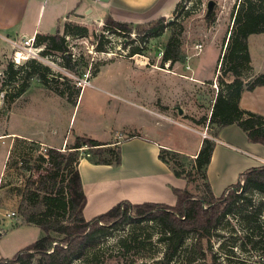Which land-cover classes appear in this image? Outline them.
<instances>
[{
	"label": "rangeland",
	"instance_id": "obj_1",
	"mask_svg": "<svg viewBox=\"0 0 264 264\" xmlns=\"http://www.w3.org/2000/svg\"><path fill=\"white\" fill-rule=\"evenodd\" d=\"M237 3L181 0L165 18L163 30L139 35L133 31L128 38L105 28L103 20L69 21L87 28L83 36L63 35L71 70L58 56H41V50L16 65L10 46L0 38V259L12 258L42 235L39 228L23 225L17 206L26 182L37 181L50 168L48 150L68 152L79 136L120 146L141 134L183 150L187 160L194 158L198 144L212 138L206 125L195 122L209 116L213 97L224 85L217 79L192 82V68L199 64V73L210 78L214 75ZM210 10L215 17L213 24L207 21ZM62 29L63 24L60 34ZM170 38L172 52L183 60L162 64ZM98 42H102L103 52L97 51ZM248 49L255 75L263 73L264 35H252ZM32 60L34 67L27 65ZM9 65L22 75L10 80ZM42 74L46 85L39 79ZM222 79L227 83L231 77ZM84 81L88 85L82 86ZM22 85L27 86L25 93L19 92ZM64 179V174L58 177L52 193L59 201L54 217L69 223ZM188 190L193 195L203 193L197 175ZM242 194L247 200L234 206L219 221L210 241L203 244L206 263L264 264V195L249 189ZM12 212L15 215L7 217ZM257 212V221L247 220ZM159 233L155 224L137 226L128 220L94 236L83 255L71 264H152L164 250L157 240ZM136 235L135 243L127 241L125 248L119 245L121 239ZM193 245L190 236L170 264H187L192 258L202 261Z\"/></svg>",
	"mask_w": 264,
	"mask_h": 264
},
{
	"label": "trees",
	"instance_id": "obj_2",
	"mask_svg": "<svg viewBox=\"0 0 264 264\" xmlns=\"http://www.w3.org/2000/svg\"><path fill=\"white\" fill-rule=\"evenodd\" d=\"M178 5L179 3L175 9ZM207 21L208 24H213L215 21L212 10L208 12ZM165 22L164 17L139 25L118 22L109 16L103 19L105 28L123 34L127 38L133 31L138 35L145 32L153 34L160 32ZM62 30L63 34H60L59 29L51 35L36 34L34 47L41 49V56L60 57L63 66L71 70L72 60L63 35L83 36L87 33V28L65 21ZM259 34L264 35V0H238L233 10L228 38L218 59L220 75L218 74L216 79L224 85V89L216 93L209 116L195 122L198 125H206L211 130L213 139L217 138L223 128L236 125L245 134L249 143H258L264 147V116L239 107V98L244 90L251 91L256 87L264 86V72L255 76L251 73L248 49V38ZM171 47L172 38L164 47L162 64L163 62L172 64L183 60L178 53L172 52ZM96 49L103 52L102 42H98ZM35 64L34 60L27 63L31 67ZM8 72L10 80H15L22 75L20 70H13L12 65L8 66ZM34 73V71L28 73L27 76L30 78L34 76ZM226 76L231 77L227 83L222 79ZM39 79L43 85L48 82L43 74L39 76ZM26 89L27 86L22 85L19 92L25 93ZM214 146V140L204 138L195 158L188 160L179 152L159 149L158 160L175 178L186 182L184 189L171 187V192L176 199L174 206L150 202L132 204L123 200L89 221L84 219L82 213L86 197L77 163L82 157L93 165L118 167L121 163L120 147L115 143H102L92 138L79 136L74 139L68 152L62 154L56 149L48 150L46 156L51 164L50 168L37 181L26 182L17 206V213L23 225L39 228L42 235L12 258L0 259V264H71L73 260L83 255L94 236L104 235L107 229L122 225L128 220L137 226L149 223L160 228L157 240L163 244L164 250L162 257L154 260L152 264L173 262L181 252L185 240L190 236L193 237V246L200 253L202 261L192 258L187 264H208L204 261L203 244L208 243L214 236L219 221L239 202L247 200L242 191L249 189L264 195L263 164L243 171L238 175L235 183L229 185L218 197L214 196L207 178V167ZM188 164L190 169L186 170ZM61 174L65 175L64 186L69 195V223L58 222L54 217L59 201L52 193L59 183L57 180ZM196 175L203 184L201 195H193L188 190V185L192 183ZM248 203L250 205V201ZM248 203L245 205L246 208L249 206ZM259 214L257 212L252 217H247V220L257 221ZM137 238V235L126 237L119 241V245L125 248L127 241L135 243ZM209 264L215 263L212 260Z\"/></svg>",
	"mask_w": 264,
	"mask_h": 264
},
{
	"label": "crops",
	"instance_id": "obj_3",
	"mask_svg": "<svg viewBox=\"0 0 264 264\" xmlns=\"http://www.w3.org/2000/svg\"><path fill=\"white\" fill-rule=\"evenodd\" d=\"M179 2L180 0H0V38L10 46L6 40L33 39L36 34L51 35L61 29L66 20L81 23L87 20L102 21L109 16L115 21L133 25L149 23L161 17H169ZM231 25L229 23L226 29L224 43ZM200 71V65H194L192 82L215 80L219 73L218 61L211 78L199 73ZM252 74L255 76L253 68ZM239 107L264 116V86L251 91L244 90L239 98ZM211 139L215 146L207 167V178L216 197L235 183L240 173L264 164V147L258 143H249L236 125L223 128L216 139ZM200 144L201 142L194 157ZM119 147L121 163L118 167L93 165L85 158H80L77 163L86 197L82 211L86 221L123 200L132 204L150 202L174 206L176 199L171 187H186L184 180L175 178L158 160L160 148L187 154L183 150L166 146L141 134L122 142Z\"/></svg>",
	"mask_w": 264,
	"mask_h": 264
},
{
	"label": "built area",
	"instance_id": "obj_4",
	"mask_svg": "<svg viewBox=\"0 0 264 264\" xmlns=\"http://www.w3.org/2000/svg\"><path fill=\"white\" fill-rule=\"evenodd\" d=\"M6 41L9 43L10 48L13 52L12 61L16 65L20 64L21 60H24V61L27 60L28 57L34 58L33 56H36V54L38 55V53L41 50L40 48L34 47V38L33 39L32 38L11 39V40H6ZM196 48L200 50L201 46L197 45ZM34 52H36V53H34ZM19 58H21V59H19ZM85 81L83 82L82 86L88 85V83ZM204 137H205V135H204ZM14 215L15 214L12 212V213H9L7 215V217H13Z\"/></svg>",
	"mask_w": 264,
	"mask_h": 264
},
{
	"label": "water",
	"instance_id": "obj_5",
	"mask_svg": "<svg viewBox=\"0 0 264 264\" xmlns=\"http://www.w3.org/2000/svg\"><path fill=\"white\" fill-rule=\"evenodd\" d=\"M105 1V0H104ZM209 6H212V3H210V5ZM195 158V157H194Z\"/></svg>",
	"mask_w": 264,
	"mask_h": 264
},
{
	"label": "bare ground",
	"instance_id": "obj_6",
	"mask_svg": "<svg viewBox=\"0 0 264 264\" xmlns=\"http://www.w3.org/2000/svg\"><path fill=\"white\" fill-rule=\"evenodd\" d=\"M19 59H21V58H19ZM25 59V58H24Z\"/></svg>",
	"mask_w": 264,
	"mask_h": 264
}]
</instances>
